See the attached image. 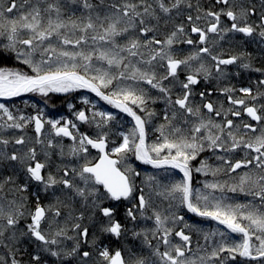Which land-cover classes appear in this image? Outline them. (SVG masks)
I'll return each instance as SVG.
<instances>
[{
    "label": "snow or ice",
    "instance_id": "obj_1",
    "mask_svg": "<svg viewBox=\"0 0 264 264\" xmlns=\"http://www.w3.org/2000/svg\"><path fill=\"white\" fill-rule=\"evenodd\" d=\"M216 2L225 5L226 9L207 11L205 17L212 19L205 28L195 23L204 17L187 16L190 31L197 34L200 47L183 59L177 58L173 45L197 43L191 38L180 40L186 35L183 24L177 25L164 39H159L155 33L162 19L161 14L171 18L175 11L179 15L183 6L192 7L190 0H97L96 3L93 0H68V3L78 5L83 13L67 19L64 18L65 5L61 0H9L6 7L0 6V38L6 41L2 46L16 53L17 59L31 69L29 74L0 67V98L9 99L25 93H39L47 97L49 93L87 89L135 122L127 133L119 134L122 142L107 151V132L101 131L93 137L79 132L77 124L71 120L62 124L59 119L43 121L42 114L34 117L15 115L0 103V132L23 130L28 123H34L35 144L42 146L39 153L43 157L41 160L37 158V148L28 146L29 140L24 136L10 139L0 135V162H15L26 173L27 182L20 185L18 191L26 192L31 182L42 186L45 192L59 189L64 197L57 196L54 204L44 207L37 195L34 210L28 211L25 198L0 196V247L10 248V244L20 236L30 234L43 245L40 253L61 260L78 258L80 264H88L93 253L81 251V247L82 244H89L98 252L103 264H129L120 250L110 251L102 240L104 235L119 239L127 231L115 218V208L104 203L106 200H124L130 203L125 213L128 220L154 221L153 229L132 233L134 237L142 236L144 243L153 249L152 255L156 260L152 264H228L238 257L245 262L264 264V104L255 103L264 99V91L258 88L254 94L251 87H241L238 91L242 95L237 98L234 96L237 89H221L230 105L239 106L252 121L262 125L259 130L255 124H236L229 119V115L241 116V111L234 107L226 109L222 103L214 104L210 100L201 105L192 101L193 86L200 83L199 77L203 75L207 79L212 74L202 62L201 54H207L215 62L218 78L225 76L221 66L240 61V67H251L250 63L244 62L243 53L228 58L213 55L212 48L207 46L209 34H216L220 39L224 38L222 33L228 32L241 33L245 37L258 34L264 40V15L258 24L249 23L248 18L255 14L254 9L233 5L231 0ZM14 10L19 15L10 17L8 14ZM222 15L232 21L230 27L221 26ZM149 33L153 35L149 36ZM54 37L58 43H53ZM193 61L201 62L193 68ZM158 68L165 69L164 73H158ZM185 70L188 74L181 81L179 72ZM174 81L179 83L181 90L175 98L172 95ZM258 84L264 86V80ZM152 89L163 94L171 114L165 112L164 123L155 128L159 135L149 143L146 125L151 123L156 113L148 105L156 103L159 98L150 94ZM199 95L203 100L206 93L200 92ZM249 99L253 103L250 104ZM83 103L87 105L90 101L85 98ZM68 107L72 109L74 106L69 104ZM138 112L145 115L141 116ZM75 116L78 121L95 125L97 129L107 127L108 122L116 119L113 114L103 111L93 112L89 117L84 110H80ZM214 117H220L221 121ZM45 123L50 125V135L67 137L73 142L67 146V151L54 138H41ZM249 131L258 134L246 139ZM10 144L24 147L9 152ZM88 146L101 154L95 163L89 159ZM51 149L58 150L62 161L68 157L81 159L83 163L79 166L56 165L52 156L57 153L51 152ZM238 150L245 152L241 159L231 155ZM206 151L212 152L219 163L213 166L207 160L201 161L200 166L194 169L197 173L216 177L221 174L230 176L238 169L249 166L252 170L240 174L232 183L213 180L204 182L202 188H194L191 162ZM129 156L153 168L170 167L183 173L182 180L168 185L159 182L153 185L151 182L156 181V177H148L154 194L168 201L166 209L161 210L155 205L153 192L146 195L144 189L137 185L136 177L140 173L127 162ZM52 167L56 168L55 172L50 170ZM14 176L15 173L0 179V193L4 192L6 185L15 183ZM226 193H241L252 199L239 202ZM62 207L68 209L65 225L68 220L75 221L71 230L76 236H68L67 228L59 226ZM180 207L198 217L216 221L227 229V232H204L206 241L220 237L206 256L193 258L188 255L192 252V237L184 229L203 230L184 222V216L177 212ZM26 212L30 221L26 225L27 231L17 235V226ZM85 218L93 224L98 222L100 236L90 239L89 227L81 223ZM177 222H184L179 230L174 227ZM148 231L154 238L159 234L158 239L165 246L163 251L159 244L152 245ZM6 233L10 234L6 236ZM229 233L237 234L240 239H230ZM173 235L179 237L182 243L173 242L170 239ZM61 237L73 240V246L70 249L59 248ZM51 246L57 247L54 249ZM32 259L41 264V254L34 255ZM0 264L7 262L0 258ZM11 264H20V261L13 255ZM131 264H147V261L136 258Z\"/></svg>",
    "mask_w": 264,
    "mask_h": 264
},
{
    "label": "flooded vegetation",
    "instance_id": "obj_2",
    "mask_svg": "<svg viewBox=\"0 0 264 264\" xmlns=\"http://www.w3.org/2000/svg\"><path fill=\"white\" fill-rule=\"evenodd\" d=\"M231 3L236 6H242L249 9H254L255 14L249 16L248 22L253 24H258L260 22V17L264 15V0H231ZM199 9V11H198ZM221 9H226V6L220 3H217L216 0H201V2L197 5H192L191 8H188L184 11L185 15L181 17V21L179 24H183L185 28V36H181L180 40H184L186 38H191L194 41H197V43L193 45H188L186 43H177L173 45V50L175 52V55L177 58L183 59L186 56L194 53L199 47L198 43V36L197 34L191 33L190 28L191 24L187 21V16L192 15L194 18L197 15H201L202 18L199 21H195V23L205 28L207 27L208 21H210L212 18L205 17V13L207 11H221ZM238 10V9H237ZM168 23V22H165ZM176 23V22H175ZM232 21H230L226 16H221V26L222 27H230ZM170 25H172V22H170ZM223 39H220V37L216 34H209V42L207 46H210L212 48V54L213 55H219L222 58H228L232 55H240L245 54L244 62L250 63L251 67L249 69H244L240 67V61L237 62V64L228 65V66H221L225 71V76L222 78H218V75L215 71L214 64L215 62L211 60V57L207 54H201L202 55V62L211 70V76H209L207 79H204L203 75L199 77L200 83L193 86L194 95L192 97V101L194 104L201 105L203 102L212 101L214 104H220L222 103L224 107L227 109L229 107H234L235 110L241 111L240 117H233L231 115L228 116L229 119H232L234 123L240 124L241 122H247L255 124L257 129L262 126L261 124H256L255 121H252L250 117L246 115L242 111V108L239 106H232L228 103L226 95L221 92V89L225 87H233L237 89V91L234 93V96L239 98L242 94L238 91L241 87H251L253 89V92L255 94L256 90L259 88L261 91H264V86H260L258 82L260 80H264V40H262L258 34H254L252 37H245L241 33L236 32H228L226 34H223ZM159 39H162L159 37ZM201 61H193L192 66L193 68H196L199 66ZM183 67V66H182ZM255 69H260L261 71H255ZM158 73L163 74L165 69L158 68ZM188 74V71H180L179 72V79L183 81L185 79V76ZM165 84H168L167 81H165ZM143 87H148L147 85H142ZM205 92L206 96L202 100L199 93ZM181 93L180 86L178 82H173V88H172V95L173 98L175 96L179 95ZM210 93V95H209ZM150 94L153 97H159L156 100V103H149L150 105L153 104L155 107L159 108V112L155 111V113L159 116L162 115V118H157L151 121L150 124V133L148 140L149 142H153L156 137L159 135L158 132L155 131V128L161 124L164 123V114L167 111L169 115L171 114V109H169L168 105L164 102L161 93H159L157 90H150ZM250 104L253 103L250 99L248 101ZM257 105L264 104V99L258 100L255 102ZM206 111V110H204ZM141 116H144V113H139ZM161 114V115H160ZM218 122L221 121L220 117H214ZM34 125V124H33ZM46 128V124H45ZM44 128V129H45ZM47 129V128H46ZM45 129V130H46ZM51 130V128H48ZM96 128H94L95 130ZM74 131V130H73ZM258 133H252L248 132L246 139L251 136H255ZM1 135V133H0ZM9 135V134H8ZM7 138H10L9 136H5ZM42 139L46 140V137H43ZM50 138H54L55 142H61L64 146H69L73 142L70 139H66L64 137H54V135H51ZM28 139V138H26ZM34 140L29 142L28 146H35L38 151V159H43L42 155H40V149L42 148L41 145L35 144L36 137L33 138ZM70 140V141H69ZM109 143V140L107 139V151H110L113 146L116 144ZM21 148L24 146H20ZM89 147V157L92 159L93 163L97 162L99 159V156L101 155L97 149ZM16 148V145H9L8 151L11 152ZM54 154L52 156V160L55 162L56 165H62V164H73L72 159H66L64 158L63 161L61 157L58 155L57 149H51L50 150ZM221 154V153H217ZM163 155V154H162ZM235 159H241L244 157L245 152L238 150L235 153L231 154ZM254 155V154H253ZM207 160L209 164L215 166L219 163V161L215 160V157L212 152L206 151L200 154V156L197 157L195 161H192V168H193V178L192 183L194 188H202L203 183L206 181H213V180H220L223 179V175H218L216 177H213L212 175H204L203 173H197L194 171L196 167L200 166V162ZM79 161V160H78ZM244 168L238 169L237 172L232 173L234 174V179L238 178L239 173ZM51 171L55 172L56 168L52 167L50 169ZM252 170V166H249L248 171ZM258 171V170H257ZM15 173L14 179L15 183L10 184L11 188L9 196L8 193H0V196H6L7 199L12 198H25L27 210L31 211L34 210L36 205V196H39V203L41 206L47 207L50 204H54L56 201V197L60 196L61 199H64L62 193L59 191V189L49 190L47 192L43 191L42 186L37 185L35 183H29L28 190L26 192H20L17 191L16 188H19L20 185H23L27 182L26 173L22 171L20 168H18L15 165V162H0V179H3L6 176L13 175ZM18 178H20L18 180ZM153 185L156 184V182H151ZM160 183V181H159ZM139 187H142L144 189V192L146 193V186L149 187V181L141 182L139 181L137 183ZM5 189L7 187L5 186ZM219 195V193H217ZM236 193H230L229 197L233 200H236L235 197ZM153 201L155 202V205L163 210L166 209L168 206V201L163 200L162 197H152ZM251 197H246L245 195L240 196L241 202H246L247 200H251ZM106 206H113L116 208V210H120L119 213H115V218L119 220L124 227L127 229V231L119 238H115L112 236L104 235L102 237L103 245L107 246L110 251L120 250L125 257V260L131 264V261L136 258H144L147 261V264H152L153 261L156 260V258L152 255V248H149L145 243L143 237H134L133 231H141L144 230L142 227L146 223H150L149 227L154 225V223L150 220L146 219H138L137 221H131L126 218V209L130 206L129 201H110L106 200L105 202ZM167 205V206H166ZM62 216L58 218L59 226L66 227L67 228V235L68 236H76V233L71 230L72 223L75 221L68 220L67 224L65 225V219L67 217L68 209L61 208ZM178 215L184 216V222L194 225L196 228L202 229V232H197L192 229H184L186 234H189L192 237V243L191 248L192 252L188 253V255H191L193 258L197 256H205V252H207L206 247H202L203 241H204V232H208L207 229L205 230L204 224H201L199 222L193 223V220L191 218V215H186L181 211V209H177ZM151 213H149L150 215ZM29 219L26 216L24 219L21 220L20 224L17 226V235H19L20 232H26V225L29 223ZM184 222H177V224L174 226L176 230H179L183 227ZM82 226L89 227L90 229V239L95 236H100L101 234L98 231V222L96 224H93L91 221H89L87 218H85L84 221L81 222ZM172 226V225H169ZM10 234V233H9ZM8 234V235H9ZM7 236V234H5ZM159 234H157V238H154L152 236L151 231H148V239L151 240V243L153 246H156L159 244L161 251L164 250L165 246L160 242L158 239ZM173 240V242L176 243H182L179 240V237H175L174 235L170 238ZM61 244L59 245V248L61 249H70L73 246L74 241L65 239L64 237L60 238ZM7 240H5L6 243ZM208 242V241H207ZM43 247V245L40 244V242L36 241L31 235H24L20 236V238L17 241H14L10 244V248L5 250V247H0V258H3L4 261L7 262V264H11V260L13 258V255L16 260L20 261V264H36L35 261H33L32 257L36 254H41V264H80V261L78 258H73L71 261L68 260H61L56 257H52L51 255L47 253H40V248ZM54 249L57 246H51ZM81 251H90L92 252V257L89 259L88 264H103L102 259L99 257L98 252L91 247L89 244H82ZM204 253V255H203ZM235 263V262H234Z\"/></svg>",
    "mask_w": 264,
    "mask_h": 264
},
{
    "label": "trees",
    "instance_id": "obj_3",
    "mask_svg": "<svg viewBox=\"0 0 264 264\" xmlns=\"http://www.w3.org/2000/svg\"><path fill=\"white\" fill-rule=\"evenodd\" d=\"M9 0H0V6H7L8 5ZM17 2H19V0H17ZM62 4L65 5L64 7V18L67 19L69 16H73V18H75L76 16H80L83 13V10L79 8L78 5H72L70 3H68V0H61ZM94 3L97 2V0H93ZM192 5H197L201 2V0H190ZM27 8V6H25ZM187 9L186 6H183L180 9V14L176 15L175 11L173 12L171 18L169 17H164L163 14L162 15V19L159 21V23L157 24V32L155 33V35L159 38L164 39L168 34H170L171 31H173L175 29V27L177 26V24H179L181 21V17L183 15H185V10ZM74 14V15H73ZM10 17H15L19 15V12L17 10H14L13 13L8 14ZM168 22V23H165ZM170 22H172V25H170ZM176 22V23H175ZM46 23V21H45ZM153 24H156L155 21L152 22ZM153 35L152 33H149V36ZM74 38V37H73ZM123 42V41H122ZM6 43L5 40H3L2 38H0V67L3 68H9V69H17L20 68L22 70H24V72H28L29 74H31V69L27 66L24 65L21 60L17 59L16 57V53L14 52H10L6 49L3 48V44ZM53 43H58L55 39V37L53 38ZM69 49H71V46H68ZM88 99L90 101L89 104H84L83 100L84 99ZM3 104H5L6 107L9 108L10 111H12L15 115H20L23 114L25 117H34L36 115H41V118L44 119L45 121L49 120V119H53V120H61V122H65L67 119L71 120L72 122L76 123L78 128H79V132L81 133H88L89 135H93L92 133V128L95 125H91V124H86V123H82L80 121H78L76 119L75 113L77 111L80 110H84L86 112V115H88L89 117L92 116L93 112H97V111H103V112H107V113H111L114 115V113H116L118 115V118L120 120V123L122 122L123 124H121L123 127L119 128L118 130L113 129L114 125L119 126L118 122L115 121H110L113 123L111 124V134H117L119 135L121 132L123 133H127L129 131L128 128L133 126V122L132 120L126 116L124 114H119L120 112H118L112 105L107 104L105 101L101 100L100 98L96 97L95 95H93L92 93H89L85 90H79L78 92H73L70 93L68 95L65 96H60L57 94H49L47 97L41 96L38 93H31L28 96H26L25 98H21V99H17V100H11V101H7V102H2ZM71 104L74 107L72 109H69L68 105ZM150 110H154V111H158L159 112V108L155 107L153 104H149L148 105ZM2 115V113H0ZM161 115V114H160ZM115 116V115H114ZM117 118V117H116ZM157 118H162V115H155L154 117H152L151 121H153L154 119ZM97 120L100 119V117H96ZM124 122L128 123V124H124ZM125 126V127H124ZM75 131V130H74ZM7 132L9 133V137L10 139H14L17 135L20 136L22 134L29 136L30 138H32L31 141H33L34 137L36 136L34 130H33V123H28L27 126L23 129H10L7 130ZM7 132H0V133H7ZM50 133L51 130L46 129V139L50 138ZM151 135V133H150ZM109 136V135H108ZM120 136V135H119ZM122 137L120 136L119 141L121 142ZM113 143L115 141H112ZM65 151H67V146H65ZM66 159H71L68 157H65ZM91 159V158H89ZM78 166L79 164L83 163V160L81 159H75L72 161L74 163L78 162ZM131 162H128L131 167L133 169H135L137 172L140 173V180L143 178H147V172H152L153 174H156L157 172H161V170H155V169H149L148 167H146L145 165L141 164L140 162H138L135 157H131ZM67 164V163H65ZM223 175V178L226 179L229 177V175ZM20 178H18L19 180ZM230 182V181H228ZM16 190L18 191V188H16ZM215 227H218V224L213 223ZM6 243H8V241H6ZM8 248H6L5 250L7 251ZM241 260V259H240Z\"/></svg>",
    "mask_w": 264,
    "mask_h": 264
},
{
    "label": "rangeland",
    "instance_id": "obj_4",
    "mask_svg": "<svg viewBox=\"0 0 264 264\" xmlns=\"http://www.w3.org/2000/svg\"><path fill=\"white\" fill-rule=\"evenodd\" d=\"M15 70H19V71H24V70H22V69H20V68H17V69H15ZM79 90H83V89H78V90H76L77 92L79 91ZM76 91H73V92H76ZM56 94H68V93H56ZM116 109V108H115ZM119 114H121V113H119ZM122 114H124V113H122ZM114 115H115V117H117L115 120H113V121H115V122H118L119 124V126H117V125H114L113 126V129H115V130H118L119 128H122L121 126V124H123L122 122L120 123V120H119V118H118V115L116 114V113H114ZM124 116H125V119H126V115L124 114ZM110 123H113V122H108V125H107V127H105V128H103V129H96V130H94L95 131V134H97V133H99V132H101V131H103V132H107L108 134H110L111 133V129H110V127H111V124ZM124 124H128V123H126V122H124ZM93 131V130H92ZM168 175H169V172L167 173ZM172 176V180L170 181V182H168V183H164L163 185H168V184H171V183H174V182H177V181H179L178 179H177V177H176V175L175 174H171ZM159 184H161V183H159ZM6 187H7V189H5L4 190V192L3 193H8L7 195L9 196V194H10V188H11V185L10 184H8V185H6ZM154 197H158V196H154ZM150 221H152V220H150ZM153 223H154V221H152ZM148 224L150 225V223L148 222ZM155 227V225H152V226H148V230H151V229H153ZM200 256V255H199ZM199 256H197V257H194V258H198Z\"/></svg>",
    "mask_w": 264,
    "mask_h": 264
},
{
    "label": "water",
    "instance_id": "obj_5",
    "mask_svg": "<svg viewBox=\"0 0 264 264\" xmlns=\"http://www.w3.org/2000/svg\"><path fill=\"white\" fill-rule=\"evenodd\" d=\"M95 94V93H94ZM119 110V109H118ZM120 111V110H119Z\"/></svg>",
    "mask_w": 264,
    "mask_h": 264
}]
</instances>
